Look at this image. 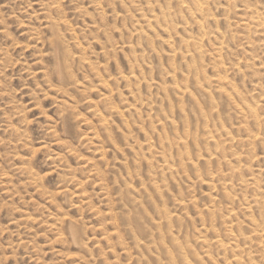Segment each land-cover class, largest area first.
Here are the masks:
<instances>
[{
	"label": "rangeland",
	"instance_id": "374dc122",
	"mask_svg": "<svg viewBox=\"0 0 264 264\" xmlns=\"http://www.w3.org/2000/svg\"><path fill=\"white\" fill-rule=\"evenodd\" d=\"M177 1L0 0V264H264V0Z\"/></svg>",
	"mask_w": 264,
	"mask_h": 264
},
{
	"label": "bare ground",
	"instance_id": "6f19581e",
	"mask_svg": "<svg viewBox=\"0 0 264 264\" xmlns=\"http://www.w3.org/2000/svg\"><path fill=\"white\" fill-rule=\"evenodd\" d=\"M178 1H180V2H182V4L180 3V5H183L184 6V10H190L189 12H191L193 15H199V19L201 18V17H203V18H205V20H206V23H204V24H207L208 22L210 23L212 20L213 21H215V18H211L210 16H208V15H205L206 13H205V10H204V4L202 3V1L201 0H178ZM177 1V2H178ZM240 2V3H242V4H245V6H246V4L248 5V2H249V0H234V2ZM174 2V1H173ZM206 2V1H205ZM214 2V1H213ZM237 2V3H238ZM147 3V2H146ZM208 3V2H207ZM229 2H227V4H228ZM233 3V2H232ZM178 4V3H177ZM213 4V3H212ZM236 4V3H235ZM251 4H252V2H251ZM166 5V4H165ZM180 5H178V6H180ZM207 5V4H206ZM229 5V4H228ZM239 5V4H238ZM264 5V4H263ZM176 6V5H175ZM226 6V5H225ZM252 6V5H251ZM154 7V6H153ZM169 7V6H168ZM229 7V6H228ZM232 7V6H231ZM176 8H177V6H176ZM179 8V7H178ZM183 8V7H182ZM227 8V7H226ZM247 8L248 9H250V7L249 6H247ZM262 8H263V11L262 12H258V11H252L250 14H252V16L250 17V15H248V17H249V19L251 18L252 19V21L253 22H255L256 23V25L258 24L261 28H260V30H258L257 31V33L260 35V36H262L261 38L263 39L264 38V7H261V10H262ZM166 9V8H165ZM168 9V8H167ZM167 9H166V11H167ZM180 9V8H179ZM214 9V8H213ZM225 9V8H224ZM254 9V8H253ZM252 9V10H253ZM256 9V8H255ZM44 10V9H43ZM48 10H50V9H48ZM47 10V11H48ZM182 10V9H181ZM207 10H209V9H207ZM206 10V12H208L209 13V11H207ZM227 10V9H226ZM239 10V9H238ZM260 10V9H259ZM152 11V10H151ZM164 11V10H163ZM163 11H161L162 12V14H163ZM229 11V10H228ZM234 11V10H233ZM244 11H246V10H244ZM243 10H242V12L243 13H245L246 14V12H244ZM251 11V10H250ZM169 12V11H168ZM168 12H167V16H168ZM171 12V11H170ZM169 12V13H170ZM173 12V11H172ZM177 12V11H176ZM188 13V12H187ZM207 13V14H208ZM232 13V12H231ZM166 14V13H165ZM181 14V13H180ZM210 14V13H209ZM216 14V13H215ZM238 14V13H237ZM242 14V13H241ZM249 14V13H248ZM159 15V14H158ZM164 15V14H163ZM171 16V15H170ZM188 16V15H187ZM221 16V15H220ZM232 16V15H231ZM162 17V16H161ZM169 17V16H168ZM197 17V16H196ZM214 17V16H213ZM224 17V16H223ZM239 17V16H238ZM242 17V16H241ZM154 18H155V16H154ZM228 18V17H227ZM156 19V18H155ZM181 19V18H180ZM162 20H164V19H162ZM161 20V21H162ZM168 20H170V18L168 19ZM171 21V20H170ZM246 21V20H245ZM154 22V21H153ZM155 22H156V20H155ZM158 20H157V25H159L158 24ZM163 22H166V19H165V21H163ZM172 22V21H171ZM178 22V21H177ZM196 22H197V20H196ZM195 22V23H196ZM232 22H234V21H232ZM244 22V21H243ZM55 23V22H54ZM148 25L151 27L152 26V21L150 20V21H148ZM170 23V22H169ZM193 23V22H192ZM231 23V22H230ZM249 23V22H248ZM248 23H246V24H248ZM252 23V22H251ZM197 24V23H196ZM212 24V23H211ZM237 24V23H236ZM235 24V25H236ZM241 24H243V23H239V25H241ZM154 25V24H153ZM164 26H165V24H163ZM174 25H175V23H174ZM199 26H200V24H198ZM202 25H203V22H202ZM234 25V24H233ZM239 25H236V26H239ZM253 25V24H252ZM258 25H257V27H258ZM161 26V25H160ZM185 26V25H184ZM230 26V25H229ZM245 26H247V25H245ZM251 26V25H250ZM249 26V27H250ZM166 27H167V25H166ZM170 27H171V25H170ZM191 27V26H190ZM202 27V26H201ZM203 27H204V25H203ZM202 27V28H203ZM207 26H205V28H206ZM227 27H228V25H227ZM248 27V26H247ZM254 27V26H253ZM142 28V27H141ZM214 28V27H213ZM234 28V27H233ZM243 28V27H242ZM246 28V27H245ZM57 29V28H56ZM59 29V28H58ZM154 29V28H153ZM211 29V28H210ZM249 29V28H248ZM156 30V29H155ZM249 31V30H248ZM145 32V31H144ZM201 32L202 33H204V36L206 35V37H208L210 34H207L206 32H205V30H204V28L201 30ZM207 32H210V31H207ZM244 32V31H243ZM140 33V32H139ZM142 34V33H141ZM174 34V33H173ZM184 34V33H183ZM243 34V33H242ZM147 35V34H146ZM166 35V34H165ZM203 35V34H202ZM201 35V36H202ZM216 35H217V39L220 41V43H219V49H218V53L219 54H221L223 51H224V49H226V47L224 46V41H225V35L223 34V33H221V32H217L216 33ZM259 35H258V38H259ZM233 36V35H232ZM246 36V35H245ZM140 37V36H139ZM226 37H228V36H226ZM241 37H243V36H241ZM165 38V37H164ZM176 38V37H175ZM178 38V37H177ZM240 38V37H239ZM245 37H243V39H244ZM148 39V38H147ZM208 39V38H207ZM206 39V40H207ZM191 40H193V38H189V39H186V40H183L182 42L185 44V47L186 48H189V47H191V46H193L194 47V49H195V51H196V54H200L201 55V57H202V55H203V47H202V43H203V39H200L198 42H196L195 41V43L196 44H194L193 43V41H191ZM261 40V39H260ZM264 40V39H263ZM166 41H168V40H166ZM173 41V40H172ZM190 41H191V43H190ZM205 41V40H204ZM248 41V40H247ZM226 42H227V40H226ZM238 42V41H237ZM236 42V43H237ZM249 42V41H248ZM247 42V43H248ZM253 42V41H252ZM264 42V41H263ZM165 44V43H164ZM176 44V43H175ZM226 44V43H225ZM178 45H179V43H178ZM196 45V46H195ZM211 45H213V44H211ZM210 45V46H211ZM261 45H263V44H261ZM180 46V45H179ZM174 47V46H173ZM232 47V46H231ZM169 49H170V47H169ZM172 49V48H171ZM175 49V48H174ZM180 49H181V47H180ZM179 49V50H180ZM216 49V48H215ZM263 49V48H262ZM176 50V49H175ZM178 50V49H177ZM187 50V49H186ZM189 50V49H188ZM211 50V49H210ZM171 51V50H170ZM184 51V50H183ZM195 51H194V53H195ZM233 51V50H232ZM175 52V51H174ZM198 52V53H197ZM176 53V52H175ZM185 53H187V51L185 52ZM191 53V52H190ZM189 53V54H190ZM212 53V52H211ZM178 55H179V53H178ZM192 55V54H191ZM228 55V54H227ZM181 56V55H180ZM198 56V55H197ZM208 56H209V54H208ZM224 56V55H223ZM188 57V56H187ZM200 57V58H201ZM216 57V56H215ZM183 58V57H182ZM186 58V57H185ZM190 59H191V57H189ZM194 58V57H193ZM192 58V59H193ZM196 58V57H195ZM198 58V57H197ZM197 58H196V60H197ZM214 58V57H213ZM227 58V57H226ZM230 58V57H229ZM249 58V57H248ZM192 59H191V61H192ZM202 59V58H201ZM228 59V58H227ZM199 60V59H198ZM171 61H172V59H171ZM208 61V60H207ZM213 61V60H212ZM174 62V61H173ZM194 61H192V63H193ZM200 62V61H199ZM224 62V61H223ZM226 62V61H225ZM230 62V61H229ZM232 62V61H231ZM189 63V62H188ZM203 63V62H202ZM221 63V62H220ZM195 64V63H194ZM193 64V65H194ZM215 64V63H214ZM186 65V64H185ZM196 65V64H195ZM221 65V64H220ZM234 65V64H233ZM248 65V64H247ZM256 65V64H255ZM263 65V64H262ZM208 66V65H207ZM218 66H219V64H218ZM261 66V65H260ZM259 66V67H260ZM196 67V66H195ZM247 67V66H246ZM253 67V66H252ZM174 68V67H173ZM221 68V67H220ZM250 68V67H249ZM264 68V67H263ZM179 69V68H178ZM217 69V68H216ZM223 69V68H222ZM227 69V68H226ZM225 69V70H226ZM251 69V68H250ZM262 69V68H261ZM175 70V69H174ZM189 70V69H188ZM221 70V69H220ZM232 70V69H231ZM180 71V70H179ZM216 71V70H215ZM238 71V70H237ZM246 71V70H245ZM255 71V70H254ZM261 71V70H260ZM239 72V71H238ZM174 73V72H173ZM194 73H196V72H194ZM224 73V72H223ZM242 73V72H241ZM252 73V72H251ZM254 73V72H253ZM255 73H257V71L255 72ZM261 73V72H260ZM263 73V72H262ZM202 73H200V75H201ZM218 74V73H217ZM216 74V75H217ZM226 74V73H225ZM199 75V74H198ZM255 75H257V74H255ZM183 76H185V75H183ZM196 76V75H195ZM227 76V75H226ZM175 77V76H174ZM197 78V77H196ZM195 78V79H196ZM218 78V77H217ZM204 79V78H203ZM208 79V78H207ZM261 79H262V77H261ZM173 80V79H172ZM210 80V79H209ZM212 80V79H211ZM222 80H223V78H219L218 79V81H219V83L221 84V82H222ZM224 80H226V79H224ZM179 81V80H178ZM227 81H229V80H227ZM174 82V81H173ZM197 82L200 84V81H199V79H197ZM214 82V81H213ZM204 83H205V81H204ZM212 83V82H211ZM214 83H217V81H215ZM214 87V86H213ZM225 87H226V85H225ZM177 89V88H176ZM254 89V88H253ZM57 90H58V88H57ZM185 90H187V89H185ZM204 90V89H203ZM223 90V89H222ZM175 91V90H174ZM208 91V90H207ZM254 91V90H253ZM181 92H184V91H181ZM188 92H189V90H188ZM213 92H215V91H213ZM175 93V92H174ZM185 93V92H184ZM224 93V92H223ZM241 93V92H240ZM260 93V92H259ZM264 93V92H263ZM131 94V93H130ZM188 94V93H187ZM191 94V93H190ZM238 94V93H237ZM236 93H235V96L237 95ZM183 95V94H182ZM212 95V94H211ZM238 96V95H237ZM260 96V95H259ZM185 97V96H184ZM180 98V97H179ZM182 98V97H181ZM219 98V97H218ZM229 98V97H228ZM238 98V97H237ZM240 99V98H239ZM107 101V100H106ZM242 101V100H241ZM251 101V100H250ZM137 102V101H136ZM210 103V102H209ZM232 103V102H231ZM246 103V102H245ZM210 105V104H209ZM105 106V105H104ZM238 106V105H237ZM255 106V105H254ZM262 106V105H261ZM264 106V105H263ZM112 107V106H111ZM246 107H247V105H246ZM256 107V106H255ZM264 108V107H263ZM180 109V108H179ZM243 109V108H242ZM182 110V109H181ZM198 110V109H197ZM234 110V109H233ZM247 110H249V112L251 113L250 115L252 116V118H255L256 120H257V122H260L261 124H262V121H261V118H260V115H258V113L256 112V110L253 108V107H250V106H248L247 107ZM120 111V110H119ZM131 111V110H130ZM201 111H202V109H201ZM245 111V110H244ZM244 111H240L242 114L244 113ZM263 111V110H262ZM261 111V112H262ZM236 112V111H235ZM234 112V113H235ZM259 112V111H258ZM119 113V112H118ZM135 113V112H134ZM117 114V113H116ZM245 114V113H244ZM263 116H264V114H263ZM123 117V116H122ZM205 117V116H204ZM203 117V118H204ZM247 117V116H246ZM214 118V117H213ZM220 118V117H219ZM249 118H250V116H249ZM244 119V118H243ZM250 122V121H249ZM207 123V122H206ZM205 124V123H204ZM253 124V123H252ZM258 124V123H257ZM244 125V124H243ZM248 125V124H247ZM108 126V125H107ZM220 126V125H219ZM246 126V125H245ZM250 126H251V124H250ZM264 126V125H263ZM207 127V126H206ZM221 127H223V126H221ZM256 128H257V126H256ZM264 128V127H263ZM219 129V128H218ZM223 129V128H222ZM248 130V129H247ZM261 130V129H260ZM263 130V129H262ZM219 131V130H218ZM220 131H222V130H220ZM14 132V131H13ZM228 132V131H227ZM226 132V133H227ZM249 134V133H248ZM260 134V133H259ZM258 134V135H259ZM250 135V134H249ZM263 136V135H262ZM186 137V136H185ZM259 137V136H258ZM168 138V137H167ZM212 139H214V137L212 136L211 137ZM254 138V137H253ZM254 141H256V140H254ZM258 141H259V139H258ZM257 142V141H256ZM254 143V142H253ZM185 146V145H184ZM251 146V145H250ZM256 148V147H255ZM24 159V158H23ZM169 168V167H168ZM169 216V215H168ZM61 222V221H60ZM59 222V223H60ZM256 232L257 233H260V230H256ZM75 233H76V230H75ZM74 235V234H73ZM262 237V236H261ZM236 240V239H235ZM202 241V240H201ZM236 241H238V240H236ZM219 245H220V247H222V249L226 252V251H228V248L226 247V245H224L223 243H221V242H219ZM236 248H238V246H236ZM239 250V249H238ZM236 258V257H235ZM240 259V258H239ZM238 258H236V260L234 261V263H236V264H240V261L241 260H239ZM172 260H174V258H172ZM242 262V261H241Z\"/></svg>",
	"mask_w": 264,
	"mask_h": 264
}]
</instances>
